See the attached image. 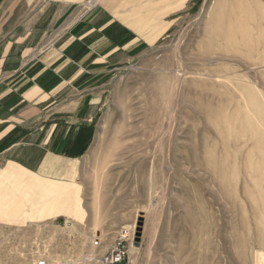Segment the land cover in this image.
<instances>
[{
    "label": "rangeland",
    "instance_id": "374dc122",
    "mask_svg": "<svg viewBox=\"0 0 264 264\" xmlns=\"http://www.w3.org/2000/svg\"><path fill=\"white\" fill-rule=\"evenodd\" d=\"M102 97L88 217L0 219V264H103L123 229L122 264H264V0H188Z\"/></svg>",
    "mask_w": 264,
    "mask_h": 264
},
{
    "label": "crops",
    "instance_id": "0c3cea01",
    "mask_svg": "<svg viewBox=\"0 0 264 264\" xmlns=\"http://www.w3.org/2000/svg\"><path fill=\"white\" fill-rule=\"evenodd\" d=\"M0 0V219L88 217L81 162L117 64L188 0Z\"/></svg>",
    "mask_w": 264,
    "mask_h": 264
},
{
    "label": "built area",
    "instance_id": "2783aa9c",
    "mask_svg": "<svg viewBox=\"0 0 264 264\" xmlns=\"http://www.w3.org/2000/svg\"><path fill=\"white\" fill-rule=\"evenodd\" d=\"M94 0H89L87 4H93ZM132 235L126 229L120 231L117 240L110 253L102 259L103 264H122L128 254V248L125 244L127 239H131ZM38 264H45L44 260L38 262Z\"/></svg>",
    "mask_w": 264,
    "mask_h": 264
},
{
    "label": "water",
    "instance_id": "95a60500",
    "mask_svg": "<svg viewBox=\"0 0 264 264\" xmlns=\"http://www.w3.org/2000/svg\"><path fill=\"white\" fill-rule=\"evenodd\" d=\"M141 224H142V222L139 221L138 226L134 232L133 246H135V247L139 246V240H140V236H141Z\"/></svg>",
    "mask_w": 264,
    "mask_h": 264
},
{
    "label": "bare ground",
    "instance_id": "6f19581e",
    "mask_svg": "<svg viewBox=\"0 0 264 264\" xmlns=\"http://www.w3.org/2000/svg\"><path fill=\"white\" fill-rule=\"evenodd\" d=\"M155 124V123H154ZM152 174V173H151Z\"/></svg>",
    "mask_w": 264,
    "mask_h": 264
}]
</instances>
